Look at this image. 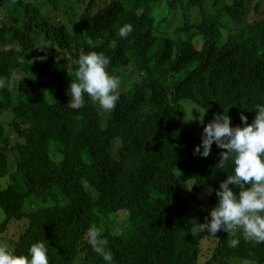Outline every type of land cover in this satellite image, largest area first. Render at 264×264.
<instances>
[{
	"label": "trees",
	"instance_id": "trees-1",
	"mask_svg": "<svg viewBox=\"0 0 264 264\" xmlns=\"http://www.w3.org/2000/svg\"><path fill=\"white\" fill-rule=\"evenodd\" d=\"M81 50L110 59L114 110L87 94L68 106ZM13 72L17 86L0 89L10 249L43 241L50 264H106L87 243L95 224L113 264H264V242L242 230L195 231L218 202L203 191L232 168L215 143L193 154L214 114L242 126L264 104V0H0V77Z\"/></svg>",
	"mask_w": 264,
	"mask_h": 264
},
{
	"label": "clouds",
	"instance_id": "clouds-1",
	"mask_svg": "<svg viewBox=\"0 0 264 264\" xmlns=\"http://www.w3.org/2000/svg\"><path fill=\"white\" fill-rule=\"evenodd\" d=\"M133 32L131 24L119 28L118 35L126 38ZM110 59L103 53L81 50L74 73L75 79L69 85L70 100L68 106L80 109L85 106V95L97 101L102 109L114 110L120 99L121 81L108 71ZM17 74L0 77V89L17 86ZM206 112V110H205ZM255 116L248 122V117L240 114L242 126H231L228 114H214L202 132L201 144L194 147L193 154L207 158L213 143L221 149L219 166L224 168L231 162L232 173L219 183L215 192L217 204L211 208L209 217L204 222H196L197 233L207 232L214 236L220 231L242 230L249 241L264 242V104L255 106ZM238 186L239 191H233ZM87 243L106 264H113V253L106 247L102 228L95 224L86 231ZM238 239L230 242V247H237ZM48 247L43 241L31 243L27 254H17L7 242L0 241V264H50Z\"/></svg>",
	"mask_w": 264,
	"mask_h": 264
},
{
	"label": "rangeland",
	"instance_id": "rangeland-1",
	"mask_svg": "<svg viewBox=\"0 0 264 264\" xmlns=\"http://www.w3.org/2000/svg\"><path fill=\"white\" fill-rule=\"evenodd\" d=\"M41 1V0H40ZM44 1V0H43ZM40 4H41V2H40ZM170 31H173L172 30V28L170 29ZM169 32V31H168ZM170 33V32H169ZM46 44L45 43H42V42H40V44H39V46H38V51L41 49V48H43L44 46H45ZM37 51V52H38ZM39 63H42V61H38V63L36 62V61H34V64H35V66L37 65V64H39ZM200 119H202L201 117H200ZM12 137H13V135H11ZM5 185H6V183L4 182V181H2L1 183H0V189H3L4 187H5ZM188 186V185H187ZM207 192H208V190L206 189L205 191H203V193H202V199L203 200H206V198H205V196H206V194H207ZM3 218V214H2V211L0 210V221H1V219ZM10 233V232H9ZM210 243H208V242H205V244H204V248H205V250L206 251H208L210 248H211V246L209 245Z\"/></svg>",
	"mask_w": 264,
	"mask_h": 264
},
{
	"label": "bare ground",
	"instance_id": "bare-ground-1",
	"mask_svg": "<svg viewBox=\"0 0 264 264\" xmlns=\"http://www.w3.org/2000/svg\"><path fill=\"white\" fill-rule=\"evenodd\" d=\"M136 111V110H135Z\"/></svg>",
	"mask_w": 264,
	"mask_h": 264
}]
</instances>
